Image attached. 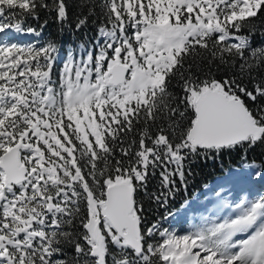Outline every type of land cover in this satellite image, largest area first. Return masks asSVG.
<instances>
[{"label": "snow or ice", "instance_id": "6c2138e0", "mask_svg": "<svg viewBox=\"0 0 264 264\" xmlns=\"http://www.w3.org/2000/svg\"><path fill=\"white\" fill-rule=\"evenodd\" d=\"M77 6L101 9L100 39L55 81V43H0V264H264V195L221 198L220 222L183 235L145 227L137 199L163 206L187 187L186 161L264 146V47L243 34L264 0ZM42 12L69 19L65 0H0V34L38 35L24 24Z\"/></svg>", "mask_w": 264, "mask_h": 264}, {"label": "trees", "instance_id": "16d2710c", "mask_svg": "<svg viewBox=\"0 0 264 264\" xmlns=\"http://www.w3.org/2000/svg\"><path fill=\"white\" fill-rule=\"evenodd\" d=\"M65 2L68 5L69 19L63 25L55 21L50 13L45 12L41 13L39 20L29 19L24 24L25 29L34 28L36 32H40L38 40L44 41L46 44L55 43L57 49L62 52L91 44L98 27L103 26V16L99 7L96 8L95 14L89 15L88 9H81L77 6L78 0H65ZM92 2H97V0H92ZM82 12L89 15V22L83 28L77 29L75 27L77 18L81 16ZM243 34L249 35L252 48L264 47V13H258L257 17L254 18L251 32L245 29ZM196 64H200L199 58H197ZM193 71L198 72V74H207L209 68L205 63L199 68L194 66ZM211 71L217 79L226 74L224 71H217L214 66ZM170 90L175 94H179L181 91L176 81L172 82ZM263 156L264 146L257 145L252 148H238L230 152L200 156L186 161L187 187L185 188L178 183L179 190L175 192L174 196H169L167 203L163 206L148 199L143 193H138L137 199L142 203L144 210V226L147 227L157 221L160 222L168 213L177 209L185 199L192 197L195 191L209 183L215 176L223 174L230 168L241 166L243 162L261 161ZM148 190L159 193L158 176L149 181Z\"/></svg>", "mask_w": 264, "mask_h": 264}, {"label": "rangeland", "instance_id": "374dc122", "mask_svg": "<svg viewBox=\"0 0 264 264\" xmlns=\"http://www.w3.org/2000/svg\"><path fill=\"white\" fill-rule=\"evenodd\" d=\"M36 34L21 32L17 33L14 30L8 31L6 30L5 34H0V43H15L21 47H36L41 48L47 46L44 42H40L34 39ZM22 39V40H21ZM100 39V37H99ZM96 42L94 43V47ZM93 50L92 48H80L75 53H67L65 56L61 55L59 52H56L54 55L56 56V63L53 69V80H57L55 78L56 72L62 70L64 62L68 59L69 54H72L77 61L81 59H86V52ZM98 51V49H96ZM256 165V164H255ZM258 165H256L257 167ZM259 173L264 172V164L262 166H258ZM257 168V169H258ZM258 179V178H257ZM256 179V182H257ZM224 183V181H223ZM233 190L234 195H233ZM238 190V189H237ZM219 193V196H217ZM221 198L225 199L229 203H235L240 200L239 192L236 193V189H228V187H224L223 184H220V180H217L206 187L203 191V195L199 198H195L193 200H189L185 204L180 207V209L170 213L167 219H164L161 222L162 228H167L169 231H174L178 235L186 234L187 232L194 229L195 225H198L202 222L203 217H208L209 219H216L220 222V217L215 214V207L218 200ZM251 199V197H250ZM158 240L159 237H156Z\"/></svg>", "mask_w": 264, "mask_h": 264}, {"label": "bare ground", "instance_id": "6f19581e", "mask_svg": "<svg viewBox=\"0 0 264 264\" xmlns=\"http://www.w3.org/2000/svg\"><path fill=\"white\" fill-rule=\"evenodd\" d=\"M253 168H254V166L250 165V166H248V167L245 169V171H243V172H246V171L250 172V171L253 170ZM262 179H264V177H263V178L260 177V178L257 180V182H256L255 184H250V185H251V190H252V188H253L256 184H258V182H260ZM223 181H224V184L231 185L232 189H234V190H235L237 187H240L241 189H243V193H242V195L240 196L241 199H250V197L253 198V196H252L251 194H247V193H248V192H247L248 181L245 180V179H243V177H241L238 173L230 174V175H228V176H225V177L223 178ZM238 192H240V191L236 189V193H238ZM246 192H247V193H246ZM215 214H216V213H215ZM223 215H224L223 213L220 214L221 217H222Z\"/></svg>", "mask_w": 264, "mask_h": 264}]
</instances>
